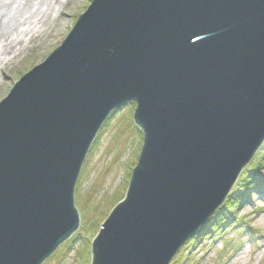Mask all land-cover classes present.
Instances as JSON below:
<instances>
[{"label": "water", "instance_id": "95a60500", "mask_svg": "<svg viewBox=\"0 0 264 264\" xmlns=\"http://www.w3.org/2000/svg\"><path fill=\"white\" fill-rule=\"evenodd\" d=\"M128 103L143 146L92 264H170L264 142V0H94L0 103V264L76 233L82 165Z\"/></svg>", "mask_w": 264, "mask_h": 264}, {"label": "rangeland", "instance_id": "374dc122", "mask_svg": "<svg viewBox=\"0 0 264 264\" xmlns=\"http://www.w3.org/2000/svg\"><path fill=\"white\" fill-rule=\"evenodd\" d=\"M93 1L0 0V61L4 56L12 58L22 41L27 44L35 35L22 58L0 69V103L24 75L63 43ZM7 16L12 17L9 23ZM135 108L134 103H128L115 110L97 133L76 185L79 230L43 264H92V243L112 210L124 200L143 146L144 134L135 123ZM244 171L241 183H252L247 187L237 184L235 189L240 193L250 190L247 199L242 200L238 210L226 212L229 216L235 214L238 221H225L221 226L225 228L217 233L224 234L222 238L214 234L203 237L197 245L190 241L171 264L175 260L174 264H264V148ZM234 247L237 250L232 252Z\"/></svg>", "mask_w": 264, "mask_h": 264}, {"label": "trees", "instance_id": "16d2710c", "mask_svg": "<svg viewBox=\"0 0 264 264\" xmlns=\"http://www.w3.org/2000/svg\"><path fill=\"white\" fill-rule=\"evenodd\" d=\"M114 114H115V112H114ZM253 163L255 164V160H253ZM253 163H252V168H253V170H255L256 171V168H254V166L255 165H253ZM245 171H243L242 172V174L244 173ZM253 172V171H252ZM242 174H241V176H242ZM241 176H240V178H239V180H238V182H237V184L239 185V187L242 185V186H244V187H247V184L251 181H248V182H246V183H241ZM251 183H252V181H251ZM236 184V185H237ZM244 191V190H243ZM249 192H250V190H247V192H242V193H240L239 192V189H234L232 192H231V195H230V197H229V199L227 200L228 201V203H225L224 204V206H223V208H221L213 217H212V219H211V224L212 225H210L209 224V230L211 231V232H214V231H216V229L219 227L218 225H220L222 222L224 223V220H226L227 218L229 219L230 218V216L227 214V213H229V212H231L234 208L233 207H235V206H237V204H239L243 199H244V197H247L248 196V194H249ZM239 197H241V199H239ZM125 198H126V196H125ZM124 198V199H125ZM227 212V213H226ZM214 226V227H213ZM210 231H207V232H210ZM77 232V231H76ZM204 232V229H202V230H200V232H198V234H197V236L199 237L202 233ZM202 235H205V233H203ZM201 235V236H202ZM197 236H196V238H197ZM200 236V237H201ZM198 238L199 240H202V238Z\"/></svg>", "mask_w": 264, "mask_h": 264}, {"label": "bare ground", "instance_id": "6f19581e", "mask_svg": "<svg viewBox=\"0 0 264 264\" xmlns=\"http://www.w3.org/2000/svg\"><path fill=\"white\" fill-rule=\"evenodd\" d=\"M12 17L11 16H7V19H8V23H9V19H11ZM14 22H16V19L13 20ZM12 21V22H13ZM26 22H29L28 20H25L24 23ZM28 35V34H27ZM35 37V35L31 36L29 38V40L27 41V44H26V41L23 40L22 41V47H20L19 50L17 51H14L13 52V57L12 58H8V56H4L5 58L4 59H1L0 61V69H4L5 66L9 63V62H13V60L17 59V58H22L24 56V54L26 53L27 51V48L29 46V44L31 43L32 39Z\"/></svg>", "mask_w": 264, "mask_h": 264}]
</instances>
